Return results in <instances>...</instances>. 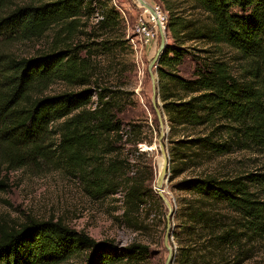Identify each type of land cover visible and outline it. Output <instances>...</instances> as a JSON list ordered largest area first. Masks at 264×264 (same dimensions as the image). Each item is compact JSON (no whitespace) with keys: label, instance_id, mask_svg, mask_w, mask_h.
I'll list each match as a JSON object with an SVG mask.
<instances>
[{"label":"trees","instance_id":"obj_1","mask_svg":"<svg viewBox=\"0 0 264 264\" xmlns=\"http://www.w3.org/2000/svg\"><path fill=\"white\" fill-rule=\"evenodd\" d=\"M192 1L201 12L196 19L167 17L173 44H166L155 68L172 177L237 148L264 155V0ZM94 13L100 19L89 26ZM120 22L110 0H0V164L64 168L91 197L121 189L123 218L140 229L146 185L129 175L131 164L122 151L126 142L136 145L142 138L132 139L134 125L123 138L119 100L108 89L76 88L91 80V46L107 43L109 49L104 35ZM45 35L47 45L31 53L13 49ZM194 40L208 47L200 50L202 56L191 55L195 68L184 77L179 67L190 52L182 43ZM220 44L235 56H220ZM59 81L67 88L50 92ZM188 127L201 132L192 135ZM179 131L182 137L172 139ZM178 187L193 197L185 211L188 227L209 234L213 253L243 235H264V167L243 173L203 170L181 179ZM77 255L81 264H146L148 247L97 241L61 220L0 225V264H60Z\"/></svg>","mask_w":264,"mask_h":264},{"label":"rangeland","instance_id":"obj_2","mask_svg":"<svg viewBox=\"0 0 264 264\" xmlns=\"http://www.w3.org/2000/svg\"><path fill=\"white\" fill-rule=\"evenodd\" d=\"M110 1L120 14L121 22L114 32L104 35V39L110 40L109 49L104 48L107 43L91 46L93 53L89 57L91 80L86 86L76 88L94 90L99 86L108 89L119 100L116 113L123 123V138L126 137L131 125H134L132 139L142 138V142L136 145L126 142L122 153L131 164L129 175L145 181L148 197L141 204L137 216L143 228L136 229L123 218V190L120 189L106 197H91L72 172L47 164L17 169H8L0 164V180L4 183L0 188V225L18 226L30 218L61 220L71 228L85 231L97 241L113 239L118 246H126L133 242L143 244L148 247L146 264H164L167 249L163 241L169 209L156 189L162 163L158 143L160 127L151 104V81L147 70L159 46L160 35L157 32L152 38L145 40L137 32L139 21L143 18L148 19V13L144 12V9L151 13L138 0ZM145 1L153 9L154 6H158L161 16L165 18L164 27L169 14L186 20L196 19L201 13L194 8L192 0ZM98 19L100 16L94 13L87 23L92 26ZM152 25L153 22H150L149 26ZM85 31L89 32V27ZM165 33L167 44H173L170 32L166 28ZM49 40V36L45 35L39 39L16 43L13 49L17 53L28 54L46 46ZM182 45L190 53L184 54L179 73L189 77L195 68V61L191 55L199 53L201 56L204 55L200 50L208 47V44L194 40L185 41ZM219 47L222 48L220 56L226 55L232 59L236 54L226 45L220 44ZM233 66L236 72L237 64ZM152 70L155 71V68ZM65 88L67 86L59 81L52 85L50 92ZM91 101L93 103L95 97ZM158 103L162 107L160 96ZM163 115L165 130L168 128L165 132L167 136L169 126L166 114ZM185 130L192 135L201 132V128L198 127H188ZM182 133L183 131H179L172 139L182 137ZM164 142L168 152V139L165 138ZM262 167L264 155L237 148L229 154L205 161L199 167L189 168L175 177L171 176L170 170L168 171L162 189L172 207L168 241L173 253L170 264H211L218 260L228 264L237 258H244L241 264H264V235L255 233L250 236L243 235L240 239L214 250L213 253V247L207 242L209 234L201 227L196 230L188 227L185 211L190 207L193 197L178 187L181 179L196 176L203 170L243 173L256 171ZM238 232L242 230L239 229ZM82 262V256L77 255L60 264Z\"/></svg>","mask_w":264,"mask_h":264},{"label":"water","instance_id":"obj_3","mask_svg":"<svg viewBox=\"0 0 264 264\" xmlns=\"http://www.w3.org/2000/svg\"><path fill=\"white\" fill-rule=\"evenodd\" d=\"M138 1L141 5L146 7L151 12V14L155 17L156 24L159 27V31H160V33H159V35H160L159 46L157 48L155 56L150 61L147 70H148V74H149L150 81H151V91H152L151 104L153 106L154 113L157 117V121H158V124L160 127L158 143H159L160 152H161L162 158H163V165H162L161 171L157 177L156 188L159 191V197L167 204L168 209H169L168 214L166 216L167 224H166V232L164 235V241L163 242H164L165 248L167 249V257L165 259L164 264H170L171 260H172V256H173L172 248L168 242L169 241V233H170L169 230H170L171 205H170L169 201L167 200V198L165 197V195L163 194V189H162L164 181L167 180L169 165H170V162L168 159L167 147H166L165 142H164V140L166 138L165 132H166V130L168 131V128L165 130V127H164L165 117L163 115V110H162L161 105L159 103H157V101L159 100L157 73H156V71H154V73H153V70H152L153 67L156 68L157 62H158L161 54L163 53V51L165 49L166 44H167V40H166L165 31L161 30V21L159 20L158 17H156V12L154 11V9L150 5H148L144 0H138Z\"/></svg>","mask_w":264,"mask_h":264},{"label":"built area","instance_id":"obj_4","mask_svg":"<svg viewBox=\"0 0 264 264\" xmlns=\"http://www.w3.org/2000/svg\"><path fill=\"white\" fill-rule=\"evenodd\" d=\"M154 10L155 12L160 13L161 16V12L158 9V6H154ZM144 12L148 13V19H141L139 21V23L137 24V32H139V34L145 39V40H149L150 38H152L156 33H157V29H156V21L155 18H153L154 16L149 13L146 9H144ZM161 21V24H164V20L165 18L163 16H161V19H159ZM150 22H153L152 26H149ZM156 30V31H155Z\"/></svg>","mask_w":264,"mask_h":264},{"label":"bare ground","instance_id":"obj_5","mask_svg":"<svg viewBox=\"0 0 264 264\" xmlns=\"http://www.w3.org/2000/svg\"><path fill=\"white\" fill-rule=\"evenodd\" d=\"M145 1V0H144ZM145 2H147V1H145ZM148 3V2H147ZM149 4V3H148ZM156 17H158L159 19H161V16H160V13H158V12H156ZM153 18H155V17H153ZM156 23V22H155ZM157 26V25H156ZM156 29H157V32L158 33H160V31H159V27L157 26L156 27ZM161 30L162 31H165V27H164V24L162 25L161 24ZM153 73H154V71H153ZM151 93H152V91H151ZM157 103H158V101H157ZM158 105V104H157ZM153 107V106H152ZM160 149V148H159ZM161 153V152H160ZM161 156H162V154H161ZM162 165H163V158H162V163H161V166H160V171H161V168H162ZM160 171H159V173H160ZM157 189V188H156ZM157 193H158V195H159V191H158V189H157ZM165 203V202H164ZM166 204V203H165ZM167 205V204H166ZM168 207V206H167ZM171 214H172V207H171Z\"/></svg>","mask_w":264,"mask_h":264}]
</instances>
